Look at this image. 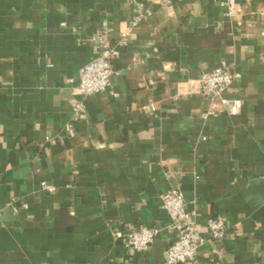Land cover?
<instances>
[{"label": "crops", "instance_id": "1", "mask_svg": "<svg viewBox=\"0 0 264 264\" xmlns=\"http://www.w3.org/2000/svg\"><path fill=\"white\" fill-rule=\"evenodd\" d=\"M139 3L110 87L73 119L96 31L113 42ZM234 4L226 17L221 0H0V264H164L171 186L200 227L227 225L196 264H264V0ZM221 61L242 74L234 115L200 91ZM139 225L159 229L146 250L113 240Z\"/></svg>", "mask_w": 264, "mask_h": 264}, {"label": "built area", "instance_id": "2", "mask_svg": "<svg viewBox=\"0 0 264 264\" xmlns=\"http://www.w3.org/2000/svg\"><path fill=\"white\" fill-rule=\"evenodd\" d=\"M156 1L162 7L170 10L174 1L182 0ZM221 1L226 7L224 11L226 17H231L239 11L238 7H235L234 0ZM147 13L148 9L139 3L128 26L120 31L118 38L113 42L107 39L104 29L99 28L96 31L93 40L98 52L78 69V83L75 92L80 96V99L73 100V119L78 118L81 114L84 108L83 101L88 96L108 90L111 85V77L115 73L113 62L118 58L120 48L128 40V29L135 27ZM241 77V71L226 61H221L217 66L200 74V91L208 99L211 111L217 108H227L230 114L238 113L241 99L229 97L227 93L232 84ZM68 130L72 133L69 126ZM41 186L50 193L55 190L54 185L45 181L41 182ZM160 205L169 215L171 219L169 227L175 232V238L163 249L164 264H196L199 249L205 241L208 238L220 240L226 233L227 225L220 215L207 218L203 227H200L196 222L195 212L186 211L184 197L178 187L171 186L163 191L160 195ZM158 230L156 226H129L123 230H113L112 238L121 240L124 248L129 251H144L152 244ZM204 233H207L208 238Z\"/></svg>", "mask_w": 264, "mask_h": 264}]
</instances>
